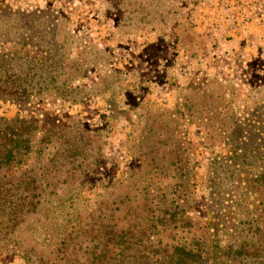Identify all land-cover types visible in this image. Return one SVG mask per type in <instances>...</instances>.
Segmentation results:
<instances>
[{"label": "rangeland", "instance_id": "obj_1", "mask_svg": "<svg viewBox=\"0 0 264 264\" xmlns=\"http://www.w3.org/2000/svg\"><path fill=\"white\" fill-rule=\"evenodd\" d=\"M212 1L0 0L6 83H34L41 71L61 67L60 79L86 91L67 100L0 101V117L36 119L31 151L19 161L29 174L19 172V180L57 182L48 199L73 204L58 211L40 206L26 217L12 239L0 242V264H85L80 237L59 246L65 234L51 223L90 211L113 185L114 195L138 197L136 189L146 185V195L161 202L152 205L158 218L169 208L160 198L206 215L214 152L224 154L240 135L264 134V45L242 57L208 37L195 17L210 19L201 2L213 8ZM61 149L78 153L73 165Z\"/></svg>", "mask_w": 264, "mask_h": 264}, {"label": "trees", "instance_id": "obj_2", "mask_svg": "<svg viewBox=\"0 0 264 264\" xmlns=\"http://www.w3.org/2000/svg\"><path fill=\"white\" fill-rule=\"evenodd\" d=\"M59 69L56 74L41 71L37 82L15 85L6 83V75L2 78L11 71L3 73L0 68V82H4L0 83V101L17 104L29 95L64 100L86 95L85 90L72 88L66 79H60L65 72ZM57 79L63 81L56 83ZM34 119L0 117V242L12 239L15 228L26 217L37 215L40 206L58 211L73 205L70 199H48L49 188L51 193L60 189L57 182L18 178L19 172L29 174L20 171L19 161L31 151ZM261 125L264 128V121ZM201 143L214 151L206 139ZM231 144L233 147L224 154L214 152L209 163L206 215L195 207L191 215L176 201L167 203L160 198L169 208L158 218L152 207L154 198L146 195V185L136 189L141 197L114 195L113 185L99 195L90 211H78L69 219L64 213L54 219L52 226L60 228L67 238L58 245L67 248L66 241L80 237L85 264H264V134L240 135L232 138ZM61 153L63 158H71L72 165L78 156L66 155L63 149ZM193 201L196 204L195 198ZM22 255L28 258L27 252Z\"/></svg>", "mask_w": 264, "mask_h": 264}, {"label": "crops", "instance_id": "obj_3", "mask_svg": "<svg viewBox=\"0 0 264 264\" xmlns=\"http://www.w3.org/2000/svg\"><path fill=\"white\" fill-rule=\"evenodd\" d=\"M225 1L226 4L223 3L224 0H213V8L201 2L207 5V10L213 16L208 20L195 17V22L198 25L204 22L206 35L210 38L215 35L222 43L219 45L225 44L229 53L244 57L249 47L264 45V0ZM216 7L220 9L216 10Z\"/></svg>", "mask_w": 264, "mask_h": 264}]
</instances>
